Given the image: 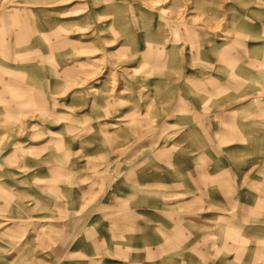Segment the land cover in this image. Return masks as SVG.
Listing matches in <instances>:
<instances>
[{
  "label": "rangeland",
  "instance_id": "rangeland-1",
  "mask_svg": "<svg viewBox=\"0 0 264 264\" xmlns=\"http://www.w3.org/2000/svg\"><path fill=\"white\" fill-rule=\"evenodd\" d=\"M0 264H264V0H0Z\"/></svg>",
  "mask_w": 264,
  "mask_h": 264
},
{
  "label": "bare ground",
  "instance_id": "bare-ground-1",
  "mask_svg": "<svg viewBox=\"0 0 264 264\" xmlns=\"http://www.w3.org/2000/svg\"><path fill=\"white\" fill-rule=\"evenodd\" d=\"M122 121V120H121Z\"/></svg>",
  "mask_w": 264,
  "mask_h": 264
}]
</instances>
